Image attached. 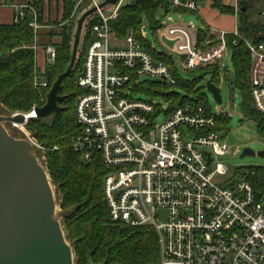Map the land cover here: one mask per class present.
<instances>
[{
	"label": "built area",
	"instance_id": "built-area-1",
	"mask_svg": "<svg viewBox=\"0 0 264 264\" xmlns=\"http://www.w3.org/2000/svg\"><path fill=\"white\" fill-rule=\"evenodd\" d=\"M90 1L97 7L98 22L89 24V40L76 78L80 93L74 116L80 130L71 147L84 163L98 156L107 170L103 194L109 221L151 227L159 246V259L153 264H264V193L258 195L244 178L233 180L225 163L211 168L215 159L230 151L224 128L216 120L219 115L201 104L170 110L133 98L129 88L143 75L171 86L176 80L169 65L155 59L133 30L123 38L115 36L109 21L118 16L121 0L108 14L98 8L102 0ZM169 2L172 8L199 9L196 0ZM14 8L13 23L23 21L29 10L33 12L28 27L36 36L42 24L32 6ZM144 29L142 25L140 36L146 39ZM228 35L234 37V45L244 41L252 54L251 95L255 108L264 115V42L254 43L236 28L233 32L216 30L218 44L205 51L196 49L195 40L187 47L169 48L161 43L177 54V66L191 71L219 65L228 50ZM33 49L37 59L36 45ZM43 52L45 64L53 63L55 45L47 43ZM37 67L44 73V68ZM34 85L47 83L36 76ZM161 114L165 118L156 124ZM24 115L27 123L30 114ZM27 140L32 148L38 147L34 137ZM217 176L227 177L217 181Z\"/></svg>",
	"mask_w": 264,
	"mask_h": 264
},
{
	"label": "trees",
	"instance_id": "trees-1",
	"mask_svg": "<svg viewBox=\"0 0 264 264\" xmlns=\"http://www.w3.org/2000/svg\"><path fill=\"white\" fill-rule=\"evenodd\" d=\"M77 1L63 0L62 21L70 17ZM211 1L212 7L220 12L237 15V29L243 37L254 43L264 42V15H262L264 0H256L253 4L242 2L237 11L224 5L222 0ZM31 6L36 12L38 22L42 24L41 7L37 4L36 8L33 4ZM243 7L245 11H242ZM159 11L166 14L194 12L184 8H172L169 0H133L130 4L120 7L118 16L110 20L109 25L117 38H123L133 30L144 48L155 59L169 65L176 80L174 86H181L186 93L181 95L173 90L162 93L161 88L168 86L166 82H138L133 86V91L140 90L148 94L164 95L167 100L172 101L170 110L177 105L201 104L211 111L205 103V94L201 92L198 85L205 75H212L211 81L219 85L220 66L211 65L184 71L190 74L193 80L181 79L177 74L173 57L165 52L153 51L150 43L140 36L143 17L154 32L165 27L157 19L156 15ZM33 17V12L29 10L25 19L19 23L0 24V105L9 113H28L33 108L44 106L52 85L70 63L75 35H71V25H65L59 34L60 41L53 43L56 47V58L53 63L47 64L44 73H41L40 68L37 67L36 53L33 49L35 36L28 27ZM96 22L98 18L95 17L94 12L83 24L82 55H77L72 72L63 79L58 92L60 96H67L58 103L62 110L51 116L49 121L31 116L26 128L45 148L46 171L59 197V206L62 211L61 224L73 248L75 264H153L159 259L155 231L151 227H131L123 223H111L103 194V180L107 170L98 156H95L92 162L84 163L80 154L71 147V140L80 130L74 116L75 102L80 93L76 78L89 40V24ZM54 35V31H48L49 40ZM233 40L234 37L231 35L226 37L227 49L232 51L235 77L232 79L228 71L226 81L231 80V86L241 91L244 118L253 120L257 124L260 136L264 138V115L255 108L251 95L252 54L244 41L240 40L234 45ZM49 42L51 41L47 43ZM218 42L208 28H199L196 31V49L205 51ZM36 76L45 79L47 85L35 86ZM190 95L193 97L190 98ZM216 120L220 128H225L229 117L221 114ZM54 146L58 149L53 150ZM240 178H244L258 195L264 193V166L237 169L233 180Z\"/></svg>",
	"mask_w": 264,
	"mask_h": 264
},
{
	"label": "water",
	"instance_id": "water-1",
	"mask_svg": "<svg viewBox=\"0 0 264 264\" xmlns=\"http://www.w3.org/2000/svg\"><path fill=\"white\" fill-rule=\"evenodd\" d=\"M119 1L102 0L98 8L116 5ZM96 10L97 7H92L79 18L68 68L52 85L45 105L34 108L37 118L46 119L62 110L58 103L67 96L58 94L61 83L75 65L83 24ZM161 42L169 48L174 44L164 34ZM185 57L180 55L181 59ZM205 85L221 104L220 87L211 80ZM228 85L231 87V80ZM6 122L25 124L26 116L22 113L0 115V264H74L73 248L54 216L56 204L50 177L33 153L30 142L10 135L4 126ZM245 155L256 153L246 148L242 157ZM257 155L264 158V150Z\"/></svg>",
	"mask_w": 264,
	"mask_h": 264
},
{
	"label": "rangeland",
	"instance_id": "rangeland-1",
	"mask_svg": "<svg viewBox=\"0 0 264 264\" xmlns=\"http://www.w3.org/2000/svg\"><path fill=\"white\" fill-rule=\"evenodd\" d=\"M133 0H121V6L128 5ZM32 4L35 7L37 4L41 7L43 1L42 0H32ZM63 3V0H62ZM93 7V4L90 0H78L71 12L70 17L66 21H62V14L63 9L61 11V14H56L55 18L49 19L47 21L42 20V27L38 30L37 35L35 38V43L37 47V66H41L42 68L46 67V57L43 52V47L47 44L48 41H51V43H58L60 41V32L62 31L63 26L65 25H71V35L74 36L77 28V24L79 21V18L81 15L86 12L87 10L91 9ZM36 8V7H35ZM105 8V13L108 14V10H112L113 5H107ZM43 14V13H42ZM157 19L161 22H164L166 27L169 26H187L190 21H193L197 27H199V18L194 14H180L177 12H170L169 14H166L163 11H159L157 13ZM259 16V15H258ZM257 16V17H258ZM44 16L42 15V18ZM169 19H172L170 21ZM143 25L145 26L144 31L146 32V40L150 43L151 46H154L155 52L157 53H168L173 57V60L175 64L179 61L178 56L176 53L168 50L165 46L161 43V35L163 33V29L158 30L157 32H154L151 30V28L148 25V22L145 17H143ZM52 30L55 32V35L51 37V40H49L48 31ZM82 39V38H81ZM79 43L78 53L77 55H82L81 51H83V44L81 42ZM80 51V52H79ZM45 64V65H44ZM219 87L221 89V96H222V103L218 104L212 94L207 90L206 88V82L213 79L212 75H205L204 78H202L199 82L198 87L201 88V92L205 94L206 97V104L210 107L211 112L215 115H220L221 113L226 114L229 117V120L225 126V128L222 131L223 136H226L225 142L230 147V151L228 154H226L223 157L215 159L214 163L212 164L211 168L215 166L217 162L225 163L226 166L229 168V173L234 174L237 169L241 168H247V167H253V166H264V158L257 155L258 152L264 150V138L260 136L258 132L257 124L251 120L244 118L243 112H242V94L241 91L235 87L231 86L229 87L228 82L226 81V78L228 77V71L230 72L232 79L235 77V68L232 61V51L229 49L226 51V53L223 55L222 59L219 62ZM177 70V74L180 76L183 80H189L192 81L193 77L184 72L183 68H180L179 66H175ZM41 69V68H40ZM43 70V71H44ZM42 71V69H41ZM139 83H149V82H162L158 78L150 77V76H141L138 79ZM160 88V87H158ZM130 90L133 91V88L130 87ZM162 93H167L171 90L176 91L180 93L181 95L185 94L186 91L181 86H166L164 88H161ZM132 97L135 99H143V100H151L154 103H157L158 105L162 106V108H170L172 105L171 100H167L166 97L162 94H148L144 91H133ZM190 98L193 97L192 95L189 96ZM231 98L233 99V102L231 103ZM32 112V111H31ZM28 113H22V114H30ZM15 113L19 112H13L9 113L6 112L3 107L0 105V115L3 116H13ZM50 118V117H49ZM49 118H46V121H49ZM165 118L164 114H161L156 119V124H160ZM28 122V121H27ZM27 124V123H26ZM26 124H22L21 126H15L10 122L4 123V126L8 133L16 138L20 139H28L33 138V135L27 130ZM38 147H33L32 151L38 158V161L41 165H43L46 168V159H44L45 151L43 150L44 146H42L40 143H38ZM249 148L253 150L256 155H245L242 157L244 149ZM225 177H216V180L219 181L221 179H225ZM52 188L54 191V198H55V218L57 220L62 221V211L60 210L59 206V197L56 193L55 187L52 184ZM63 227V226H62ZM64 234L66 236V233L64 231ZM67 239V238H66ZM68 241V240H67ZM69 242V241H68ZM70 244V243H69ZM71 246V245H70ZM72 247V246H71ZM75 264V262H74Z\"/></svg>",
	"mask_w": 264,
	"mask_h": 264
},
{
	"label": "crops",
	"instance_id": "crops-1",
	"mask_svg": "<svg viewBox=\"0 0 264 264\" xmlns=\"http://www.w3.org/2000/svg\"><path fill=\"white\" fill-rule=\"evenodd\" d=\"M42 1V13L44 16V22L49 20L50 18H55L56 14H61V11L63 9L62 0ZM196 1L199 4L198 12H187V14H194L199 18V27H197L193 21H190L187 26L180 25L166 27L165 25V27L163 28V33L166 35V38L174 42L172 47H174V45L175 47L177 45L187 47L188 45L194 43L196 31L199 28H208L210 30L211 35L214 37L216 30H225L227 32H233L234 30H236L238 25L236 14L220 12L218 9L212 7L211 0ZM222 2L224 5L230 6L237 11L242 2H251V4H253L256 2V0H222ZM22 4H27L31 6L32 0H0V24H11L13 22V16L15 12L14 6ZM258 69L259 68L257 66L252 70V72L255 74L257 71H259Z\"/></svg>",
	"mask_w": 264,
	"mask_h": 264
},
{
	"label": "bare ground",
	"instance_id": "bare-ground-1",
	"mask_svg": "<svg viewBox=\"0 0 264 264\" xmlns=\"http://www.w3.org/2000/svg\"><path fill=\"white\" fill-rule=\"evenodd\" d=\"M31 116H35V114L33 112H31L30 115H29V117H31ZM14 125L15 126H18V125L21 126L22 124L15 123Z\"/></svg>",
	"mask_w": 264,
	"mask_h": 264
}]
</instances>
